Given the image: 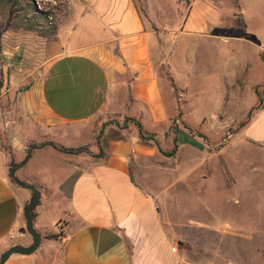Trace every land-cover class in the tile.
I'll use <instances>...</instances> for the list:
<instances>
[{
  "label": "crops",
  "instance_id": "crops-1",
  "mask_svg": "<svg viewBox=\"0 0 264 264\" xmlns=\"http://www.w3.org/2000/svg\"><path fill=\"white\" fill-rule=\"evenodd\" d=\"M59 2L55 38L46 43L35 68L24 63L26 53L12 44L13 31H4L0 16V254L32 243L24 219L31 192L20 190L26 189L7 175L6 165L11 159L22 162L33 144L83 149H35L17 171L20 180L40 191L32 214L41 240L33 254L12 255L4 264H203L187 258L162 224V208L174 195L162 191L166 185L160 179V148L173 144L186 156L200 143L179 142L178 132L187 129L170 130L177 98L169 81L163 90L157 72V33L147 26L150 22L157 28L153 12L144 21L136 0ZM181 2L176 0L178 6ZM182 15L179 8L173 13L174 19ZM182 17L174 28L158 26L163 35L174 38V49L179 37L220 36L221 44H237L232 47L237 58L228 59L221 75L223 103H256L239 136L264 144V29L253 37L246 35L247 22L242 30L224 27L221 11L206 0L190 1ZM219 24L220 35L214 34ZM79 26L82 35L100 31L104 36L92 41L74 38ZM230 28L232 33H227ZM173 51L167 69L174 76ZM130 120L153 139L140 138ZM44 148H51L48 156L59 168L47 181L32 169L34 153ZM54 205L62 207V226L47 233L43 216Z\"/></svg>",
  "mask_w": 264,
  "mask_h": 264
},
{
  "label": "rangeland",
  "instance_id": "rangeland-1",
  "mask_svg": "<svg viewBox=\"0 0 264 264\" xmlns=\"http://www.w3.org/2000/svg\"><path fill=\"white\" fill-rule=\"evenodd\" d=\"M206 1L221 11L222 26L229 24L232 29L242 30L247 22L250 31L246 35L263 33L264 11L260 9L264 0ZM189 2L185 5L183 0L178 6L176 0H136L144 21H148L149 12L154 14L157 28L150 22L147 26L157 33V72L163 90L167 91L165 82L169 81L177 98L176 119L170 130L175 133L187 129V133L178 132L179 142L193 146V140L201 145L197 144L186 156L173 144L160 148V179L166 185L162 191L174 195L173 201L168 200L167 207L162 208V224L191 260L200 259L203 264H264V144L239 136L256 103H223L221 75L228 59L237 58L238 51H232L237 44H221L220 36L217 40L179 37L174 49V38L162 34L167 27L171 29L181 23ZM59 6V0H0L4 31H13L12 44L26 53L24 63L30 68L38 66L46 43L55 38L54 10ZM177 8L183 15L174 19ZM159 25H164V29ZM231 28L226 32L232 33ZM214 34L220 35V24ZM77 36L92 41L104 34L93 31L82 35L79 26L74 38ZM172 51L174 76L167 69ZM126 122L123 119L121 123ZM0 146L3 147L1 139ZM51 151L44 148L34 153L32 169L38 179L47 181L48 176L59 173L48 156ZM5 168L7 173L9 165ZM186 196L191 198L184 203ZM62 217V207L50 206L43 216L45 232H57Z\"/></svg>",
  "mask_w": 264,
  "mask_h": 264
},
{
  "label": "water",
  "instance_id": "water-1",
  "mask_svg": "<svg viewBox=\"0 0 264 264\" xmlns=\"http://www.w3.org/2000/svg\"><path fill=\"white\" fill-rule=\"evenodd\" d=\"M46 146L54 147L53 143L51 142H47L41 145H34V144L30 145L29 151L25 159L22 162L15 163L14 159H11L9 163L8 174L10 178L13 180V182L19 187L24 188L31 192L29 203L25 209L24 219H25V230L27 234L31 237L32 243L28 247H25L22 245H15V246L8 248L7 250H5L3 253L0 254V264H4L10 256L15 255V254L24 255V256L31 255L36 251V249L39 246L41 237H40V234L37 232V230L34 228L32 213L39 204L40 191L34 185L20 180L17 177L16 173L29 160L31 152L33 150L43 148Z\"/></svg>",
  "mask_w": 264,
  "mask_h": 264
},
{
  "label": "trees",
  "instance_id": "trees-1",
  "mask_svg": "<svg viewBox=\"0 0 264 264\" xmlns=\"http://www.w3.org/2000/svg\"><path fill=\"white\" fill-rule=\"evenodd\" d=\"M136 126H137V129H138V133H139V136H140V138H142L143 140H152L153 138L151 137V136H148V135H146L142 130H141V127H140V125L138 124V122L137 121H135V120H131ZM116 124H118V123H116ZM176 144H177V139H176ZM194 144H196V143H194ZM54 145V144H53ZM55 147H57L56 145H54ZM59 150H64V152H67V153H74V152H80V151H82L83 149L82 148H78V149H65V148H63V147H57ZM26 207H27V205H26ZM26 207H25V209H26ZM47 238H55V235H47L46 236Z\"/></svg>",
  "mask_w": 264,
  "mask_h": 264
},
{
  "label": "built area",
  "instance_id": "built-area-1",
  "mask_svg": "<svg viewBox=\"0 0 264 264\" xmlns=\"http://www.w3.org/2000/svg\"><path fill=\"white\" fill-rule=\"evenodd\" d=\"M49 21H51V17H49Z\"/></svg>",
  "mask_w": 264,
  "mask_h": 264
}]
</instances>
